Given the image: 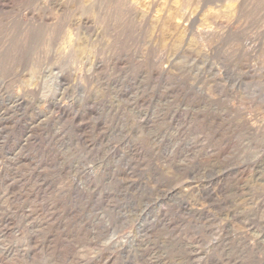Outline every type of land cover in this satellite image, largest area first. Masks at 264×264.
<instances>
[{
	"label": "rangeland",
	"instance_id": "rangeland-1",
	"mask_svg": "<svg viewBox=\"0 0 264 264\" xmlns=\"http://www.w3.org/2000/svg\"><path fill=\"white\" fill-rule=\"evenodd\" d=\"M263 116L264 0H0V264H264Z\"/></svg>",
	"mask_w": 264,
	"mask_h": 264
},
{
	"label": "bare ground",
	"instance_id": "bare-ground-1",
	"mask_svg": "<svg viewBox=\"0 0 264 264\" xmlns=\"http://www.w3.org/2000/svg\"><path fill=\"white\" fill-rule=\"evenodd\" d=\"M209 5V4H208ZM211 6V5H210ZM162 13V12H161ZM215 15V14H214ZM157 21V20H156ZM180 21V20H179ZM168 23V22H167ZM184 23V22H183ZM189 28V27H188ZM197 40V39H196ZM179 42V41H178ZM260 123L263 125L264 124V116L261 118ZM253 125V124H252Z\"/></svg>",
	"mask_w": 264,
	"mask_h": 264
}]
</instances>
